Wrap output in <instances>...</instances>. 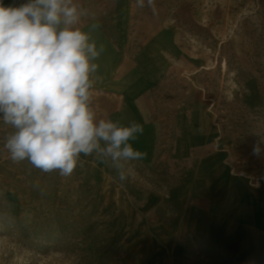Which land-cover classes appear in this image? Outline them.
Here are the masks:
<instances>
[{
    "label": "rangeland",
    "instance_id": "rangeland-1",
    "mask_svg": "<svg viewBox=\"0 0 264 264\" xmlns=\"http://www.w3.org/2000/svg\"><path fill=\"white\" fill-rule=\"evenodd\" d=\"M156 6L111 0L104 30L143 74L147 56L190 64L149 68L154 161L123 182L93 157L43 173L11 161L0 124V264H264V0Z\"/></svg>",
    "mask_w": 264,
    "mask_h": 264
},
{
    "label": "clouds",
    "instance_id": "clouds-1",
    "mask_svg": "<svg viewBox=\"0 0 264 264\" xmlns=\"http://www.w3.org/2000/svg\"><path fill=\"white\" fill-rule=\"evenodd\" d=\"M135 5L158 11L156 0ZM87 15L76 0H26L19 6L0 0V124L9 129L3 147L13 163L27 160L61 177L84 167L82 157H93L123 182L132 174L126 163L146 155L132 144L144 128L98 115L93 90L105 46L92 37L98 24L81 26ZM260 143L254 154H260Z\"/></svg>",
    "mask_w": 264,
    "mask_h": 264
},
{
    "label": "crops",
    "instance_id": "crops-1",
    "mask_svg": "<svg viewBox=\"0 0 264 264\" xmlns=\"http://www.w3.org/2000/svg\"><path fill=\"white\" fill-rule=\"evenodd\" d=\"M116 2V0H114ZM26 0H3L5 5L15 4L19 6ZM88 13L82 20V27L93 23L99 27L92 33L97 45L103 44L105 51L97 61L99 69L97 76L99 80L94 85L93 100L97 106L100 117L105 115L113 121L119 120L127 125L129 121H136L143 125L144 132L138 140L133 141V147L145 153V157L138 160L143 163H152L156 151L157 132L151 121L154 115V103L150 99V85L153 73L151 69L157 68L160 73L180 75L188 68L187 57L180 50L177 61H167L160 58L150 63L148 57V69L141 71L138 62L132 60L128 51L131 50L130 38H125L123 33L119 45H115L105 35V18L111 0H76ZM126 9V8H124ZM120 12V11H119ZM169 63V68L164 72ZM152 64V65H151ZM187 64V65H186ZM165 66V68H164ZM151 68V69H149ZM199 70V69H198ZM195 70L194 73L198 72Z\"/></svg>",
    "mask_w": 264,
    "mask_h": 264
}]
</instances>
